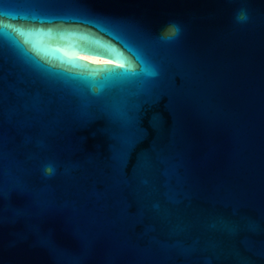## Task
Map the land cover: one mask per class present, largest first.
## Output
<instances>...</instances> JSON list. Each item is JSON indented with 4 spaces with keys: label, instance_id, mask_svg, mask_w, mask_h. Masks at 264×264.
Wrapping results in <instances>:
<instances>
[{
    "label": "water",
    "instance_id": "95a60500",
    "mask_svg": "<svg viewBox=\"0 0 264 264\" xmlns=\"http://www.w3.org/2000/svg\"><path fill=\"white\" fill-rule=\"evenodd\" d=\"M0 264H264V0H0Z\"/></svg>",
    "mask_w": 264,
    "mask_h": 264
},
{
    "label": "clouds",
    "instance_id": "9594fccd",
    "mask_svg": "<svg viewBox=\"0 0 264 264\" xmlns=\"http://www.w3.org/2000/svg\"><path fill=\"white\" fill-rule=\"evenodd\" d=\"M250 19L249 12L246 8H241L237 11L235 15V20L237 23L244 24L247 23ZM169 27L174 31L175 35L180 31L179 25L176 23H171ZM43 174L45 177H51L55 174V167L49 163L43 167Z\"/></svg>",
    "mask_w": 264,
    "mask_h": 264
},
{
    "label": "bare ground",
    "instance_id": "6f19581e",
    "mask_svg": "<svg viewBox=\"0 0 264 264\" xmlns=\"http://www.w3.org/2000/svg\"><path fill=\"white\" fill-rule=\"evenodd\" d=\"M82 58L85 61H88L90 63H95V64H100V63L105 61V60H102V59H97V58H92V57H87V56H82Z\"/></svg>",
    "mask_w": 264,
    "mask_h": 264
}]
</instances>
